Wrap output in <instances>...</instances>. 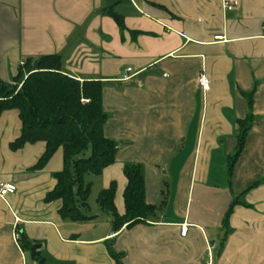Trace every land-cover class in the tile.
I'll return each instance as SVG.
<instances>
[{
    "label": "crops",
    "instance_id": "0c3cea01",
    "mask_svg": "<svg viewBox=\"0 0 264 264\" xmlns=\"http://www.w3.org/2000/svg\"><path fill=\"white\" fill-rule=\"evenodd\" d=\"M238 1L228 12L224 0H0V80L11 84L28 58L59 55L68 76L101 81L105 136L120 146L103 190L117 184L123 215L124 167L139 164L146 202L161 209L154 222L118 233L101 208L85 222L63 220L61 203L46 202L63 152L32 170L45 144L11 152L21 125L4 113L0 185L17 192L0 197V264H118L110 247L122 264H264V0ZM109 13L123 18L124 33ZM242 195L248 207L234 208L227 232L226 213Z\"/></svg>",
    "mask_w": 264,
    "mask_h": 264
},
{
    "label": "trees",
    "instance_id": "16d2710c",
    "mask_svg": "<svg viewBox=\"0 0 264 264\" xmlns=\"http://www.w3.org/2000/svg\"><path fill=\"white\" fill-rule=\"evenodd\" d=\"M124 33L123 18L109 13ZM59 55L28 58L19 68L11 84L0 80V119L4 113L17 112L20 120V135L10 144L11 152H19L26 146L45 144V152L34 171L43 170L53 156L63 152V170L54 175L55 189L46 197L47 203L60 202L58 211L63 220L85 222L89 217V199L92 185L87 184V175L101 176L114 165L120 151L119 144L105 136V126L109 116L103 107L104 84L101 81H78L63 72ZM249 110H252V95L247 96ZM255 118L249 113L239 121L237 149L230 158L229 173L241 156ZM127 187L123 199L125 213L117 211L115 182L104 189L97 203L102 212L111 217L113 230L133 229L148 225L157 219L158 206L149 205L145 196V177L142 166L128 164L124 167ZM245 195V194H244ZM244 195L234 199L225 219L224 227L229 231V219L238 205L248 207L241 200ZM23 249L31 248L24 236L20 238ZM111 257L122 264V255L109 248Z\"/></svg>",
    "mask_w": 264,
    "mask_h": 264
},
{
    "label": "built area",
    "instance_id": "2783aa9c",
    "mask_svg": "<svg viewBox=\"0 0 264 264\" xmlns=\"http://www.w3.org/2000/svg\"><path fill=\"white\" fill-rule=\"evenodd\" d=\"M240 5V2L238 0H224L223 2V8L225 11L231 12L234 11L236 8H238ZM223 37H216V41H221ZM127 72H131V69L127 70ZM128 78H125L127 80ZM199 86L202 89L204 93H209L211 91V81L208 78L206 74H203L200 76L199 79ZM17 192V187L13 184H1L0 185V197L5 198L9 195H13ZM187 234V228L183 227L181 235L186 236ZM16 239L18 240L19 234H15Z\"/></svg>",
    "mask_w": 264,
    "mask_h": 264
},
{
    "label": "rangeland",
    "instance_id": "374dc122",
    "mask_svg": "<svg viewBox=\"0 0 264 264\" xmlns=\"http://www.w3.org/2000/svg\"><path fill=\"white\" fill-rule=\"evenodd\" d=\"M12 113L17 115V112H12ZM17 125H18V127H20V120L18 118V115H17ZM85 181L87 184H92V191H91V196L89 199V208H90V212L93 213L95 210L100 209V207L97 203V199H98L100 193L103 191L102 176L87 175L85 178ZM163 190H165V192H166V189H163ZM158 211H159V213H161V209Z\"/></svg>",
    "mask_w": 264,
    "mask_h": 264
}]
</instances>
